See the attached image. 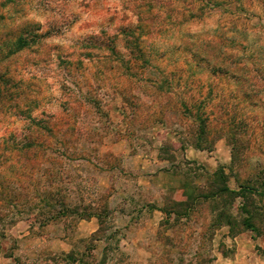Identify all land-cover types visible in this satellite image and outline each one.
I'll use <instances>...</instances> for the list:
<instances>
[{
  "label": "rangeland",
  "instance_id": "obj_1",
  "mask_svg": "<svg viewBox=\"0 0 264 264\" xmlns=\"http://www.w3.org/2000/svg\"><path fill=\"white\" fill-rule=\"evenodd\" d=\"M229 22L248 32L235 53L264 73V0H0V59L21 93L0 109V264H264V224L232 236L209 228L208 202L179 222L161 211L219 165L232 190L264 180V105L189 68L187 43ZM127 24L146 62L117 30ZM103 31L119 56L95 47ZM207 85L200 148L182 103ZM63 200L73 213H59ZM83 205L99 217L80 218Z\"/></svg>",
  "mask_w": 264,
  "mask_h": 264
},
{
  "label": "trees",
  "instance_id": "obj_2",
  "mask_svg": "<svg viewBox=\"0 0 264 264\" xmlns=\"http://www.w3.org/2000/svg\"><path fill=\"white\" fill-rule=\"evenodd\" d=\"M214 1L216 2L217 0ZM215 5L220 4L213 3V6ZM114 18L115 17L113 15L109 16L108 19L112 21ZM121 20L125 22L126 17L122 15ZM229 24L232 25L227 27L222 24L221 26L208 31L206 38L201 40L199 43H187L189 49L186 51L191 53L190 59L194 64V66H190L189 68L193 69V74L196 73V71H198V73L206 72L208 76L211 75L214 78V82L222 79L226 80L228 83L235 81L238 83V90L232 94L236 98L238 97L242 100H249V102L253 101V103L255 101L256 104L254 103V106H258L257 103H262V105H264V73L260 70V68L247 64L245 58L238 56V53H235L233 47V45L237 44L236 42H238V36L242 33L244 35L243 39L247 41L248 32L238 29L235 22H229L227 25ZM136 27L141 31L139 26ZM117 30L125 37L127 47L134 42L135 46L139 49L138 52L141 54L139 59L146 62L142 52L143 50L136 44V40L139 41V38L133 41L135 37L133 36L135 31L134 28L130 24H127L121 25ZM115 38L116 34L111 36L107 35V33L103 31L97 38L101 40L95 39L94 45L97 48L102 47L103 49L108 50L112 55L117 57L120 52L117 44L114 42ZM18 44L19 48H21L22 46L28 45V40L24 37H20ZM132 50H134L133 47ZM131 53L132 52H130V54ZM0 54H2V52H0ZM7 56L8 55H5V57L0 59V65L2 66L0 70V109L5 107L13 99L14 95L15 97L21 95V93L17 91L13 93L7 86V70L6 67L3 66V59ZM260 65L262 66L261 61ZM173 75H176L175 72ZM214 87L215 85H210L208 87V95H206L203 99L197 97L194 98L191 103L185 101L182 103L186 112H190V115L196 122V128L193 130L192 135L195 136L196 146L200 148H203L205 144L208 145L209 143L208 122L210 120V116L206 115V112L208 111L205 110V105L207 102L206 98H211V93ZM262 105H260V107L263 108ZM224 112H230L226 106ZM28 117L31 116L29 115ZM31 120L33 122H37V124L41 121V119H36V117H32ZM39 125L41 126V123ZM41 128H44L49 132L52 131L46 124L41 126ZM28 135L27 140L34 139L33 137L36 133L30 134L29 132ZM30 145H32V142H30ZM232 151L231 170H233L236 163L235 147L233 144ZM35 153L37 152L34 150L32 153L26 152V154H23L24 160L29 162V159H32L30 157H34ZM17 157L20 156L17 155ZM18 160H20V158ZM23 165L25 166V164ZM228 182L229 175L225 171V166L219 165L215 172L206 175L202 186H194L191 182L187 181L183 188L181 199L172 201L161 211L165 212L167 216L174 215L177 222H179V219L183 217L189 218L197 205H203L205 202H208L210 203L209 206L211 211L214 213L209 227L210 229L227 226L230 229L232 236H236L242 230H251L254 232L259 231L260 224H264V202L262 204H258L259 201H256V196L264 201V180L261 182H253L252 180L247 179L245 182L238 184V190H232ZM0 187L5 188V185L1 180ZM18 196H20V194ZM238 197L242 198L243 203L240 209L241 216L235 217L231 209ZM50 199H53V197ZM60 204H62L63 210L59 213L65 214L74 212L73 209L70 210L64 200L60 201ZM90 208V206L88 207L83 205V212L80 215V218L88 219L92 216L99 217V213L91 212L89 210Z\"/></svg>",
  "mask_w": 264,
  "mask_h": 264
}]
</instances>
